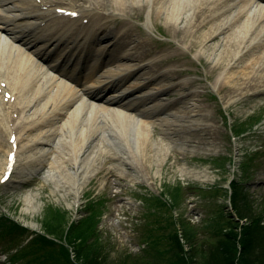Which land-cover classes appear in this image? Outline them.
<instances>
[{"label": "bare ground", "instance_id": "1", "mask_svg": "<svg viewBox=\"0 0 264 264\" xmlns=\"http://www.w3.org/2000/svg\"><path fill=\"white\" fill-rule=\"evenodd\" d=\"M105 1L0 0V147L5 137L11 141L2 147L0 178L7 168L24 177L9 183L29 184L47 169L45 184L53 185L52 193H72L77 203L85 186L99 171H111L109 166L130 165L136 172L141 165L147 175L157 166L159 177L170 149L164 138L172 134L200 131L216 137L211 115H204L196 100L183 103L194 97L196 84L177 69V62L187 65L184 55L150 61L139 52L143 44L127 32L129 20H123L119 37L108 35L100 23L111 16L146 13L143 25L150 31L153 19L164 17L184 49L198 45V59L212 65L207 78L217 72L211 78L215 87L229 88L227 104L264 90V0ZM62 12L85 13L92 24L79 25ZM220 36L223 45L213 44ZM84 68L94 71L90 78L82 77ZM159 78L170 86L156 84ZM81 80L87 81L85 88ZM172 90L190 92L177 109L162 99ZM155 128L163 139H155ZM183 144L180 151L196 153V147ZM187 170L180 168L182 174L208 178ZM25 203L27 212L40 209L31 194Z\"/></svg>", "mask_w": 264, "mask_h": 264}, {"label": "rangeland", "instance_id": "2", "mask_svg": "<svg viewBox=\"0 0 264 264\" xmlns=\"http://www.w3.org/2000/svg\"><path fill=\"white\" fill-rule=\"evenodd\" d=\"M105 2L109 4L114 0ZM89 3L93 4L92 1ZM129 18L131 23L127 32L132 39L143 43L140 49L144 50H140L141 53H146L148 57L157 56L155 60H161L165 55L186 56L190 64L183 66L188 71L185 79L195 80L196 84L192 89L194 97H188L183 103L196 100L203 114L211 115V125L217 129L216 137L211 139L199 131L172 134L165 139L161 136V130L155 128V139L164 138L165 146L170 148L159 177L154 175L157 166H152L150 175L141 165L137 166L139 170L136 172L130 170V165L120 170L116 166H109L111 171H99L85 186L77 203L72 193L67 196L52 193L53 185L45 184L44 178L49 172L47 169L41 171V175L29 184L12 182L6 185L0 182V264H74L72 261L76 250H80L81 255L95 264H116L119 261H127L126 264H186L187 260L190 264H229L221 248L223 243L230 246L231 242H226L227 239H234L233 233L241 232L240 228L236 229L237 225L233 221L244 226L249 223L246 219L236 217L237 213L230 200L231 178L234 179L233 185L237 183L241 187L243 183L246 190L240 192H246L243 193L251 200L241 199L238 202L241 212L259 218L264 226V90L259 95L250 93L227 104L231 94L229 88L219 90L215 87L211 78L215 79L217 72L207 78L212 65L206 58L201 61L198 59L197 44L190 50L179 46L170 33L171 27L162 16L153 19L151 32L143 27L146 13L131 14ZM122 19L115 17L105 22V25L114 28L110 36L115 29L117 31L120 28ZM182 25L178 26L179 29ZM192 40L187 39L186 44ZM223 42L224 37L220 36L213 44L223 45ZM166 80L159 78L156 83L164 82L169 86ZM183 94L186 93L172 90L164 98L171 104V108H176ZM252 116L255 119L247 120ZM242 121L246 122L239 124ZM197 135L206 139L204 144L200 145L202 141L199 143ZM183 142L190 149L196 147V153L180 151ZM5 145L6 137L0 147V160L5 159L2 153ZM209 148L213 152L208 153ZM212 159L214 161H210ZM219 161L221 166L217 165ZM182 167L187 171L204 172L208 178L206 180L192 174H182ZM109 172L115 177L111 178ZM20 178L23 177L16 175L14 180ZM201 187L204 189L201 190ZM28 194L40 206L35 214L33 211H25V196ZM156 197L161 202H157ZM76 208L80 210L77 214ZM13 222L18 226H13ZM32 223L37 227L33 228ZM71 223L75 225L71 226ZM179 224L191 233L190 239L178 236L182 246L180 251L173 248L174 242L170 236L177 232ZM20 225L33 228V232L24 231ZM42 226L52 236L60 235L61 240L66 244L68 241L69 246L76 250L42 241L37 236ZM32 235L37 237L32 239ZM256 237L260 242L255 243L253 253L256 255L252 256V261L264 264V256H261L264 250V230L256 233ZM150 240H154V246ZM64 242L60 241V244L66 245ZM66 252L71 260L69 263ZM239 254L238 251L237 258L236 254H230L234 260L236 258L235 264H238Z\"/></svg>", "mask_w": 264, "mask_h": 264}, {"label": "trees", "instance_id": "3", "mask_svg": "<svg viewBox=\"0 0 264 264\" xmlns=\"http://www.w3.org/2000/svg\"><path fill=\"white\" fill-rule=\"evenodd\" d=\"M238 187L239 186L237 183H235L232 186V188H234V192H233V196H232V206L237 213V217L240 218V220L246 219L249 223L244 226V225H239V223H236L238 221H233V224L237 225L236 229L240 228L241 232L240 233H233L234 239H227L228 241L226 242V243L231 242V244L229 243L230 246L223 243V247L221 248V252H222L223 256L225 255L224 256V257H226L225 261L226 260L229 261V264H235V260H236L237 255H238V251L240 253L239 257H238V264H256L255 261H252V256L256 255L255 253H253L255 250V247H256L255 243L260 242V239H258L256 237V233L263 231L264 226L262 225V222L259 218H252L253 216L250 217V216H248V214L241 212L240 208L238 207V202L241 199L247 200L249 202H251V200H250L248 195H245L242 191L240 192V187L239 188ZM238 191L240 193H237ZM182 228H184L182 230L183 231V238L190 239L191 233H189L187 230H185L184 226H182ZM231 232H232V230H231ZM229 234H231V233H229ZM239 236H240V238H239ZM227 238H229L228 235H227ZM237 238H238V242H236ZM172 239L174 242L173 248L179 249V251H180L182 249V246H180V243H179L180 241H178V239H179L178 238V232L174 233V235H172ZM43 241H44V239H43ZM235 242H236V244H235ZM99 244H100V241L98 242L97 245H99ZM97 245H96V247H97ZM91 247H94V246H91ZM228 248H229V251H228ZM74 250H76V249H74ZM192 250H193V247H191V251ZM231 253L236 254L235 260L233 258V255L230 257ZM75 254H76L75 259L78 263L95 264L94 261L93 262L88 261L85 258V256L81 255L80 250H76ZM67 255H68V253H67ZM261 256H264V250H263ZM69 261H71V260H70L69 255H68V263H69ZM106 261H107V259H105V262ZM126 263H127V261L126 262H122V261L116 262V264H126ZM190 263L191 262L189 260H187L186 264H190ZM226 263H228V262H226Z\"/></svg>", "mask_w": 264, "mask_h": 264}]
</instances>
